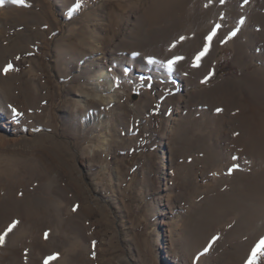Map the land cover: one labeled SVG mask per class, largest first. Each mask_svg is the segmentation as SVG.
Instances as JSON below:
<instances>
[{
	"label": "rangeland",
	"instance_id": "374dc122",
	"mask_svg": "<svg viewBox=\"0 0 264 264\" xmlns=\"http://www.w3.org/2000/svg\"><path fill=\"white\" fill-rule=\"evenodd\" d=\"M263 112L264 0H2L3 264H264Z\"/></svg>",
	"mask_w": 264,
	"mask_h": 264
},
{
	"label": "bare ground",
	"instance_id": "6f19581e",
	"mask_svg": "<svg viewBox=\"0 0 264 264\" xmlns=\"http://www.w3.org/2000/svg\"><path fill=\"white\" fill-rule=\"evenodd\" d=\"M158 36H159V34L158 35L157 34L154 35V37L152 38L153 42L157 40ZM143 37H141V38H143ZM146 40H148V37L147 36H145L143 39H141V41L136 42V44L140 45L141 47H144L145 44L147 43ZM148 44L149 43H147L146 45H148ZM139 50H140V48H139ZM101 77L103 79H105L106 82L108 83V86L106 88H107L108 91L111 92V95H109L108 97H105L104 96V98H103L102 96H100L99 93H96L95 95H91L90 94L91 97L89 95L85 94L83 96L84 99L82 101H80L79 103L76 104V110L77 111L80 110V109H82L84 107L85 102H86L87 99H90V100L92 99V100H94L96 102L97 101L99 102L100 99L102 101H108V100H112L114 98V94L116 93V88H118L119 82L118 81H114L111 78L110 72H108L106 69L103 68L102 71L98 74V77L94 78V80H93L94 82H96V86L98 85L97 82L101 86L100 80H99V78H101ZM243 118H245V119H243V121L248 122L249 123V126H252V125H260L261 123H264V112L259 117L253 118L254 120H248L245 116ZM92 119H94L93 116H92ZM81 124H82V126H85V127L87 125H89L88 122H87V120L84 117L81 118ZM257 129L258 128H256L253 131H249V134L251 135V138H248L249 140H251L250 141V144H251L250 147L253 149V151L254 150H257V151L260 152V150H261V152H264V150H263L264 149V136L258 135L257 132H256ZM161 164L164 167L166 166V164H165L164 161H162ZM0 170H1V173L5 176V178L6 177H9L11 175H15L16 174L14 172V170H12L11 168H7V169L5 168V169H0ZM0 176H1V174H0ZM1 180H2V177L0 178V182H1ZM17 186H18V182L16 184H13L12 183L10 185L6 184V185L3 186V189H5V188H8L9 189L8 191L10 192V194L7 197H2V194L0 193V227L3 224H5L6 222L8 223V221L10 223H14V221L16 219L17 210H18L17 207H16V204H19V203H17V201L14 198V190L17 189ZM0 188H2V187L0 186ZM240 191H242V190H239V191H237L239 193H236V196H237L236 201H237V205L238 206L239 205H243V202L246 203L248 200H252V201L254 200V203H255L256 200H255L254 197H252V194L255 195L254 190L249 191L248 194H246V195L243 192H240ZM24 202L26 203V201H24ZM27 203L29 204V202H27ZM27 203H26V205H28ZM235 204L236 203L234 201L230 200L229 201V204H228V209L230 207H232L233 205H235ZM26 205H25V207H26ZM261 205H263V204H261ZM258 210H259L258 203L253 204L252 205V210L249 211V212H247L245 215H242L240 217L239 222L237 224V229H243L244 228V225L246 223H248V221L250 220V218L254 214H256V212ZM258 215H259V212H258ZM240 232H241V230H240ZM241 249H242V244L238 247L237 251H239ZM15 256H16V250L15 249H12L9 252V254L6 255V257H4V256L3 257H0V264H3L4 262L5 263H11L14 260V257Z\"/></svg>",
	"mask_w": 264,
	"mask_h": 264
},
{
	"label": "snow or ice",
	"instance_id": "6c2138e0",
	"mask_svg": "<svg viewBox=\"0 0 264 264\" xmlns=\"http://www.w3.org/2000/svg\"><path fill=\"white\" fill-rule=\"evenodd\" d=\"M0 2H2V0H0ZM12 2H13V3H18V4H24L25 0H12ZM77 7H79V4H77ZM209 39H210V38H209ZM202 55H204V53H201L200 55H198V56H197V60H199L200 57H201ZM171 63H172V62H170V66H171ZM10 67H11V66L9 65V68H10ZM13 227H15V224H13L11 227H9L8 232H11ZM6 235H7V232L4 233L3 235H0V244L3 243V241H4V236H6ZM260 248H264V241H261V244H260V246L258 247V249L256 250V252H253V260L255 259L257 252L260 251Z\"/></svg>",
	"mask_w": 264,
	"mask_h": 264
}]
</instances>
